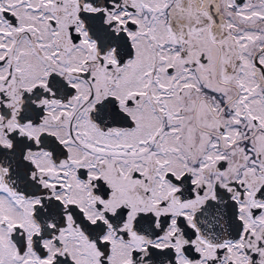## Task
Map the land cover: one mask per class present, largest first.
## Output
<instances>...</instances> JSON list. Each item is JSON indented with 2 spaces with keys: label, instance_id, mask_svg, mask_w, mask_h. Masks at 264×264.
Returning a JSON list of instances; mask_svg holds the SVG:
<instances>
[{
  "label": "snow or ice",
  "instance_id": "6c2138e0",
  "mask_svg": "<svg viewBox=\"0 0 264 264\" xmlns=\"http://www.w3.org/2000/svg\"><path fill=\"white\" fill-rule=\"evenodd\" d=\"M0 264H264V0H0Z\"/></svg>",
  "mask_w": 264,
  "mask_h": 264
}]
</instances>
